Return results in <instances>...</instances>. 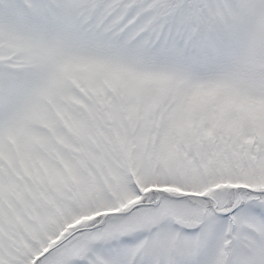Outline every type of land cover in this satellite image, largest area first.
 <instances>
[{
    "label": "snow or ice",
    "instance_id": "obj_1",
    "mask_svg": "<svg viewBox=\"0 0 264 264\" xmlns=\"http://www.w3.org/2000/svg\"><path fill=\"white\" fill-rule=\"evenodd\" d=\"M0 264H264V0H0Z\"/></svg>",
    "mask_w": 264,
    "mask_h": 264
}]
</instances>
